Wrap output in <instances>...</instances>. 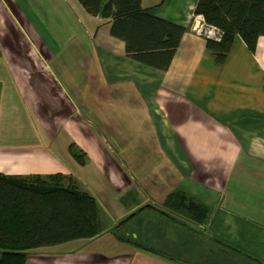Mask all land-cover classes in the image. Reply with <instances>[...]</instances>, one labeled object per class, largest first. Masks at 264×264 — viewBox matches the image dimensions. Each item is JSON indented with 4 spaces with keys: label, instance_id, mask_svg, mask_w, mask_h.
<instances>
[{
    "label": "crops",
    "instance_id": "crops-1",
    "mask_svg": "<svg viewBox=\"0 0 264 264\" xmlns=\"http://www.w3.org/2000/svg\"><path fill=\"white\" fill-rule=\"evenodd\" d=\"M196 2L141 0L155 16L185 28L169 66L157 69L128 57L123 40L109 33L110 22L88 13L78 0H0V172L17 176L60 172L77 179L78 188L80 181L98 187L93 177L101 176L98 170L89 174L77 167L81 177L74 178L66 162L71 157L54 150L52 136L42 130L51 129L57 117L73 118L67 107L53 113L46 106L60 105V87L50 66H44L50 64L47 59L53 54H45L42 44L24 35L29 28L36 37L24 21L25 11H33L51 33H68L64 41H75L79 61L87 57L90 63L99 64L100 75L113 82L116 96L128 103L131 126L153 129L160 156L172 167L162 169L160 185L149 180L151 171L130 174L136 191L142 190L148 201L134 203L131 212L144 204L165 211L163 203H152L153 199L157 202L155 195L160 191L163 201L166 193L183 191L207 205L210 213L204 230L241 254L234 252L233 257L240 258L241 264H264V35L258 37L253 51L235 36L226 56L217 61L206 47L208 37L192 28ZM117 110L118 106L113 129L120 127ZM101 116L112 123V111L108 117ZM92 132L82 127L79 135L84 133L92 141L96 151L92 154H100L102 165L107 152ZM114 133L121 136L120 131ZM83 158V164L75 160L78 165L86 164ZM104 172L101 170L103 176ZM137 175L147 178L138 180ZM153 211L128 223L132 239L145 237L156 245L166 240L182 251L175 246L179 241L165 234L167 229L179 238L184 235L181 228L163 223ZM157 218L160 224L155 222ZM123 244L127 248L114 257L84 252L85 246L77 244L57 252L38 247L29 252L25 264H171L136 244Z\"/></svg>",
    "mask_w": 264,
    "mask_h": 264
},
{
    "label": "trees",
    "instance_id": "trees-1",
    "mask_svg": "<svg viewBox=\"0 0 264 264\" xmlns=\"http://www.w3.org/2000/svg\"><path fill=\"white\" fill-rule=\"evenodd\" d=\"M78 1L88 13L110 22L109 33L123 40L128 57L157 69L169 66L184 26L155 16L141 0ZM193 12L221 30L220 40L205 41L217 61L226 56L235 36L253 51L258 37L264 35V0H197ZM83 157V151L74 156L79 164L85 163ZM163 204L165 211L150 204L138 210L149 207L164 221L176 223L184 235L180 240L175 237L179 241L175 246L182 251L166 240L163 242L172 253L163 250V245L149 244L145 237L132 239L128 230L126 234L118 232L137 211L116 225L115 237L177 264H241L240 258L231 255L239 251L204 230L210 213L207 205L180 190L166 193ZM101 225L95 196L80 190L70 176L0 172V264H25L35 248L93 238L102 232ZM231 257L234 260H229Z\"/></svg>",
    "mask_w": 264,
    "mask_h": 264
},
{
    "label": "rangeland",
    "instance_id": "rangeland-1",
    "mask_svg": "<svg viewBox=\"0 0 264 264\" xmlns=\"http://www.w3.org/2000/svg\"><path fill=\"white\" fill-rule=\"evenodd\" d=\"M27 3V1H21V5H28ZM25 12L26 19L24 21L31 25L36 34L34 38L33 33L27 28L24 32L26 39L34 40L42 44L47 51L45 54H49L50 52L53 54L52 59L50 57L47 59V62H50V64L47 63L44 66H50L51 73L54 74L58 82V86L60 87L58 90L60 105L58 103V107L54 104L46 106L51 108L53 113L56 110L58 113L62 108L67 107V113L71 111V114H68L74 119L70 121L63 116L60 120L57 117L52 122L51 129L44 127L42 130L48 137L52 136L51 146L54 150H62L66 158L68 156L71 157L73 162H71V159H67L66 162L69 164L70 170L76 175L74 178H77V176L81 177L79 168L77 167H80L82 169L81 171L84 170L87 172L89 170V174L98 170L97 173L101 175H94L93 177L94 185H97L99 182L98 187L91 188L80 181L79 188L86 189L91 193L93 192L92 194L96 198L98 212L100 213L99 215L102 221V232L94 239H77L47 247H51V249L57 252L63 248L67 249V247L74 244L79 245L82 242L79 246H85L84 250H82L84 252L91 254L101 253L107 257H114L127 248L123 244L125 242L115 237V232L113 231L116 230V225H120L121 221L126 219L134 203H148L143 197L142 190L136 191L135 184L132 181L134 178L130 174L135 173V171L138 173L141 171H151L152 175L149 176V180L155 179L158 181L157 184L160 185L159 182H163V177L161 176L162 169L166 170L168 167H172L162 160L159 153V144H157V138L153 129L151 131L149 128H136L135 126H131L130 113L127 107L128 103L120 101L119 97L114 93L116 86L113 82H108L100 75L103 70L99 64L90 63L87 57L83 61H79L78 57H76L78 56V52L74 50L75 41H64L65 34L68 33H54L53 31L51 33L48 27L42 22V19L39 21L38 15H35L33 11H30V14L27 11ZM107 94L109 96L104 100L103 97ZM71 102L73 103V107L70 104ZM116 106H118L116 119L119 120L120 127L113 129L114 108ZM110 111H112V123L104 122L101 115L108 117ZM37 116L39 115L37 114ZM134 121L135 123L137 122L136 117ZM82 127L89 132L93 131L95 141L104 145L102 147L107 152V155H105L102 165L99 162L100 154H92L96 153V151L88 136H85L83 133V135L81 134L83 142L80 143L78 141L79 136H81L79 135L80 128ZM114 131H120L121 136L116 135ZM53 137H55L54 141ZM86 150L88 152L91 151V153L88 154ZM81 151L86 152L84 154L86 164L80 166L75 161L74 156ZM101 170L106 172L104 176ZM135 178L145 180L147 176L138 177L137 175ZM74 182L76 183L77 179H74ZM161 194L159 191L155 195L157 202L153 199L152 203H163V201H160V198H162ZM136 210L137 213L134 217H139V219L146 217L148 213H154L152 209H144L143 212H140L143 209ZM157 217H160L159 213ZM163 221L164 219L162 218ZM155 222L160 224V219L157 218ZM128 223H133V221H129ZM128 223L127 225L122 223L124 226L121 225V227L117 228L118 232L126 234V231H129ZM163 223H168V221L165 220ZM155 234L158 235L157 232ZM165 234L168 238L171 237L173 240H177L175 238L177 234L174 231L172 233L166 232ZM180 237L182 238L181 235ZM146 242L149 244L153 243V241L148 240ZM162 247L163 250H168L170 251L168 253H172V248L168 249L169 244L167 242ZM171 257L178 260L174 255ZM229 260L234 259L231 257ZM168 262L171 264L176 263V261Z\"/></svg>",
    "mask_w": 264,
    "mask_h": 264
},
{
    "label": "built area",
    "instance_id": "built-area-1",
    "mask_svg": "<svg viewBox=\"0 0 264 264\" xmlns=\"http://www.w3.org/2000/svg\"><path fill=\"white\" fill-rule=\"evenodd\" d=\"M192 28L197 34L205 35L213 40H220L221 38V30L207 24L201 14H193Z\"/></svg>",
    "mask_w": 264,
    "mask_h": 264
}]
</instances>
